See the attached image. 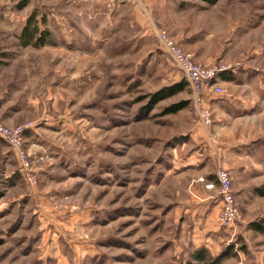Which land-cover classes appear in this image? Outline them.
Here are the masks:
<instances>
[{
  "label": "rangeland",
  "instance_id": "1",
  "mask_svg": "<svg viewBox=\"0 0 264 264\" xmlns=\"http://www.w3.org/2000/svg\"><path fill=\"white\" fill-rule=\"evenodd\" d=\"M170 1L19 0L20 27L33 13L41 30L55 13L67 16L68 27L43 46H23L0 31L7 46L0 53V101H18L25 122L34 123L35 143L31 151L24 146L38 177L29 186L16 152L0 144V264L207 263L193 261L194 249L177 252V224L164 206L173 142L187 116L201 121L187 83L148 108L147 95L185 80L156 29L176 42L204 35L205 45L196 48L214 59L195 60L233 71L235 37L252 14L264 30V0H180L184 9ZM178 102L185 108L162 115ZM221 229L219 250H198L207 248L213 259L225 251L216 264H264V236Z\"/></svg>",
  "mask_w": 264,
  "mask_h": 264
},
{
  "label": "crops",
  "instance_id": "2",
  "mask_svg": "<svg viewBox=\"0 0 264 264\" xmlns=\"http://www.w3.org/2000/svg\"><path fill=\"white\" fill-rule=\"evenodd\" d=\"M172 1L178 8L184 9L180 0ZM18 2L0 0V31L9 30L8 33L19 41L27 20L24 19L25 24L20 27L19 17L15 14L19 12ZM47 4L53 6L52 3ZM259 18L257 13L252 14L240 36L235 37L234 61L237 67L219 77L225 94H207L213 123L207 126L195 116H187L186 127L178 131L173 142L169 165L164 170V177H169L171 183L170 198L164 206L169 207L172 224H177L176 229H172L175 231L172 240L179 248L177 252L186 254L188 248L196 251L201 245L219 250L220 241H224L222 227L218 223L222 201L217 189V173L221 168L232 175L236 203L245 216V222L231 230L242 237L264 236V30L260 28ZM54 21L57 22L55 27L51 24ZM67 23L66 15L55 13L48 16L50 39L54 36L63 38L61 29H66ZM178 37L177 43L192 52L199 61L207 65L212 63L213 57L196 48V44L205 45L204 35L188 33ZM6 48L0 42V53ZM0 106V120L8 126L27 119V113H20L24 109L18 101L8 100L6 105L0 101ZM46 120L48 124L56 122L50 117ZM32 135V130L24 134V143L29 151L35 143L31 141L35 138ZM2 142L7 144L0 139V144ZM160 163L164 166L163 162ZM210 182L214 183V188L206 187ZM253 222H258L260 229L251 226ZM218 255L220 253L217 252Z\"/></svg>",
  "mask_w": 264,
  "mask_h": 264
},
{
  "label": "built area",
  "instance_id": "3",
  "mask_svg": "<svg viewBox=\"0 0 264 264\" xmlns=\"http://www.w3.org/2000/svg\"><path fill=\"white\" fill-rule=\"evenodd\" d=\"M157 37L163 49L170 56L174 64L183 73L191 91V103L200 121L209 126L213 123L212 111L208 106V92L217 95H224L225 89L219 82L222 73L231 69L227 64L203 65L195 60L192 53L186 52L170 34L163 29L157 30ZM34 127L32 121L9 127L0 121V139L4 140L18 157V171L26 183L35 187L38 184V177L32 164V158L24 143V134ZM218 194L222 201V208L218 216V223L222 228L231 229L237 224L245 222L240 208L236 203L233 192L232 175L227 169H219L217 173ZM206 187L214 188V183L206 184Z\"/></svg>",
  "mask_w": 264,
  "mask_h": 264
},
{
  "label": "trees",
  "instance_id": "4",
  "mask_svg": "<svg viewBox=\"0 0 264 264\" xmlns=\"http://www.w3.org/2000/svg\"><path fill=\"white\" fill-rule=\"evenodd\" d=\"M208 4H215L218 0H202ZM50 40L49 31L48 30H41L39 26V22L36 21V15L33 13L28 17L25 27L22 30L20 35V42L23 46L35 45V46H43ZM188 84L187 80H183L182 82L172 84L170 86H165L160 90L156 91L155 93H150L147 95L146 98L149 99L148 108H151L156 103L160 102L161 100L167 99L173 95L178 94L184 89V86ZM185 102H178L172 104L171 106L167 107L162 115L165 114H173L177 113L183 108H185ZM142 115H147L146 113ZM254 228L260 229L258 222H253L252 225ZM1 242V240H0ZM226 256L225 251H223L216 259L212 258V254L208 249H197L193 253V258L195 260L207 262L206 264H216L218 260L222 259ZM194 260V261H195ZM192 262V261H191ZM193 264V263H192Z\"/></svg>",
  "mask_w": 264,
  "mask_h": 264
}]
</instances>
